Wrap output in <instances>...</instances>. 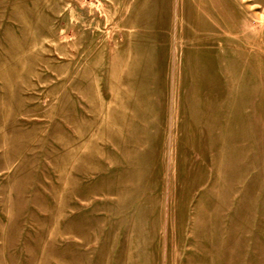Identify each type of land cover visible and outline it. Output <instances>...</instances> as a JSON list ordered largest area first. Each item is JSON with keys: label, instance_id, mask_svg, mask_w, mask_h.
Segmentation results:
<instances>
[{"label": "rangeland", "instance_id": "rangeland-1", "mask_svg": "<svg viewBox=\"0 0 264 264\" xmlns=\"http://www.w3.org/2000/svg\"><path fill=\"white\" fill-rule=\"evenodd\" d=\"M0 264H264V0H0Z\"/></svg>", "mask_w": 264, "mask_h": 264}]
</instances>
